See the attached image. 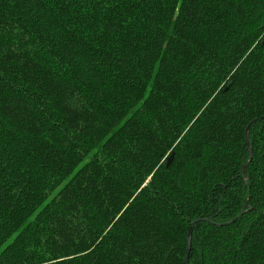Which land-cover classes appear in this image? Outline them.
<instances>
[{
  "label": "trees",
  "instance_id": "trees-1",
  "mask_svg": "<svg viewBox=\"0 0 264 264\" xmlns=\"http://www.w3.org/2000/svg\"><path fill=\"white\" fill-rule=\"evenodd\" d=\"M191 225L264 264V0H0V264H184Z\"/></svg>",
  "mask_w": 264,
  "mask_h": 264
},
{
  "label": "water",
  "instance_id": "water-1",
  "mask_svg": "<svg viewBox=\"0 0 264 264\" xmlns=\"http://www.w3.org/2000/svg\"><path fill=\"white\" fill-rule=\"evenodd\" d=\"M249 127H250V125H248V127L245 130V143H246L247 148L250 150L249 145H248V139H247V133H248ZM248 163H249V161H247L246 164H248ZM244 168H245V166L242 169L244 170ZM196 222L197 221H194L192 223V225L195 224ZM192 225L189 228L188 233H187V249H186V253H185V257H184V264H185V261H187V264H188V254H189V248H190V238H191Z\"/></svg>",
  "mask_w": 264,
  "mask_h": 264
},
{
  "label": "snow or ice",
  "instance_id": "snow-or-ice-1",
  "mask_svg": "<svg viewBox=\"0 0 264 264\" xmlns=\"http://www.w3.org/2000/svg\"><path fill=\"white\" fill-rule=\"evenodd\" d=\"M249 163H250V161H249ZM248 211H250V210H245L244 212L239 213L238 216L245 215V214H247ZM185 264H187V261H185Z\"/></svg>",
  "mask_w": 264,
  "mask_h": 264
}]
</instances>
